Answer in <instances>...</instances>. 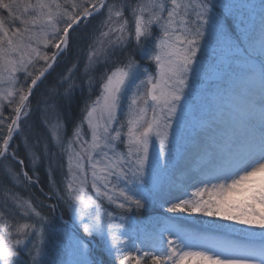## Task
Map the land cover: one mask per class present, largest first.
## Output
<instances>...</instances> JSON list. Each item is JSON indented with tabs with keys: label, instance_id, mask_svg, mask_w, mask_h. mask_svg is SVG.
<instances>
[{
	"label": "snow or ice",
	"instance_id": "obj_1",
	"mask_svg": "<svg viewBox=\"0 0 264 264\" xmlns=\"http://www.w3.org/2000/svg\"><path fill=\"white\" fill-rule=\"evenodd\" d=\"M80 41L81 82L77 59L40 91ZM85 88L68 135L60 104ZM189 116L205 168L165 219L216 218L235 238L130 227ZM45 163L37 204L18 189ZM0 264H264V0H0Z\"/></svg>",
	"mask_w": 264,
	"mask_h": 264
},
{
	"label": "rangeland",
	"instance_id": "obj_2",
	"mask_svg": "<svg viewBox=\"0 0 264 264\" xmlns=\"http://www.w3.org/2000/svg\"><path fill=\"white\" fill-rule=\"evenodd\" d=\"M61 2H63V0H61ZM254 2L258 3V0H254ZM96 24H98V23H96ZM92 27H93V25L89 26V31H91ZM79 34L80 35L83 34V26H82L81 32ZM80 43H83V44H80L79 48H74L75 50L73 49V53L71 55L61 59L58 66L56 67V70L54 72H52L51 76H49L50 79L58 80V78L60 76V73H59L60 70H58L57 68L60 66L64 67V65H66L64 68H66V71H67V69L72 66V63L76 62V60L78 59L79 64H80V69L77 72V77H78V82H81V80L79 78L81 76V73L83 72V65L87 59V42L86 41H80ZM150 46H151V42L149 43L148 47H150ZM136 59L141 64L142 68H146L149 72H153V73L155 72V65L152 62L147 61L146 58H142L139 51L136 54ZM98 75H99V73H97V76ZM50 79H48L45 82V85H47L46 84L47 82L54 81V80H50ZM55 82L56 81H54V83ZM86 96H87V89L85 88L84 98ZM30 99H32V98H30ZM35 107H36V105H35ZM4 113H5V115L11 114L9 112V109L7 108V106H5ZM40 118H41V113H40ZM79 118H80V110H79L78 115H77V120ZM199 119H201V117H200V114L198 113L197 114V120H199ZM204 119H207V117H204ZM194 123L195 122L193 121V118L191 116H189L188 117V124L186 125L185 129L183 130L182 135L179 137L178 143L176 141H174V153H173V156L170 158L167 167H163V166L151 167L148 170L146 189L150 190V192H151V195L149 196V198H150L149 206L152 208V210L154 212L158 210V212L160 214H158V216H157V214L151 215L150 217H147V219H141L139 221H136L134 219V216L128 215L130 218V227L131 228L141 230V231L142 230L152 231L154 228H156L157 224H159V229L168 228L170 231L179 230L181 232V234H188V235H194V236H198V237H202V238L221 239V240L222 239H232L238 235L236 233L230 232L227 227L219 228V229H210L209 222H211L212 224H217V225H221V224L229 225L231 228L239 227L238 225L231 224L230 222L221 221V220L216 219V218H208V217L196 215L193 217H189L190 220L185 218L186 220L183 223H177L175 221H166V219H165L166 217H169L172 214L167 213L165 211L167 204L165 201L162 202V200L160 198V194L164 190V187L167 184L168 178L171 176L170 174H171L172 169L175 167L176 161L180 158V156L189 147V141H190L191 137H193L197 133L198 129H200L198 124L195 127H193ZM70 124L71 125L69 128L71 130L67 129L68 135L71 134L72 127H73L74 123L70 122ZM12 147H16L15 141L12 143ZM21 151H22V149H21ZM195 159H197V158H195ZM200 165L203 166V170H204L205 163L200 164ZM196 181H194V182H196ZM191 182L187 187H189L191 185ZM179 185L180 184L178 183V186ZM182 185H183V183L181 184L180 188L182 187ZM180 188L178 189V191L181 193L183 191L180 190ZM89 191H90V189H89ZM91 194L93 195V198L96 199V194L95 193H91ZM101 202L104 203L103 201H101ZM103 206L106 208L107 206H110V205L104 203ZM49 211L51 212V209H49ZM58 213L60 214V209H57L56 215ZM185 217H187V216H185ZM185 222L189 223L192 226L194 224V226L197 227V230L195 231V230L191 229V227L189 225L186 226ZM148 225H149V227H147ZM164 234H165V236H168L167 232H165ZM93 239L95 240L96 238H93Z\"/></svg>",
	"mask_w": 264,
	"mask_h": 264
},
{
	"label": "trees",
	"instance_id": "obj_3",
	"mask_svg": "<svg viewBox=\"0 0 264 264\" xmlns=\"http://www.w3.org/2000/svg\"><path fill=\"white\" fill-rule=\"evenodd\" d=\"M99 19H102V17L98 18L95 21H92V23H99ZM76 35H79V34H76ZM80 44H83V43H79V46L78 47L74 46V48H79ZM132 47L133 46L129 47V51L132 50ZM135 59H136V52H135ZM65 66L66 65H64V67ZM64 67L60 66V67L57 68L58 70H60L59 71L60 74L66 72V68H64ZM48 79H50V78H48ZM50 80L56 81V79H50ZM54 81L47 82L46 83L47 85H43L41 87L40 91H43L44 88L47 87L48 85L53 84ZM39 95H40V93L37 92L36 97H32V107L34 109H33L32 118L29 121V123L33 124L37 128L40 127V113L41 112L36 110L35 105H36L37 98H39ZM84 95H85V90L83 91V93L80 90H77L76 98H75L74 102L72 103L71 107H69L64 102H61V104H60V111L62 112L63 119H64V121H65V123L67 125V129L68 130H71L69 128L70 125H71L70 122L74 123L77 120L78 112H79L80 108L83 105ZM40 130L42 131V128ZM13 148H15V147H13ZM21 155H23L22 151H21ZM28 171H29V174H31V169L30 168L28 169ZM56 179H57L58 182L60 181V175H59V171L58 170H57V173H56ZM39 181H40V183L37 186L23 187V188L18 189V191L25 197H31V199L34 202H36L37 204H39V202L41 200H43L45 202V204L50 203V201L45 200V198L40 194V188L41 187H43L45 191L48 190V171H47V164L46 163L43 166H41V168L39 169ZM146 210H147V212H149V210L146 209V208L142 209L140 211L134 210V212H136V214H139L141 212H145ZM43 211L47 212V213H50L49 208H47V207H45L43 209ZM64 214H65V218L67 219L69 217V214L67 213L66 210H64ZM105 259L107 260L108 258L105 257Z\"/></svg>",
	"mask_w": 264,
	"mask_h": 264
},
{
	"label": "bare ground",
	"instance_id": "obj_4",
	"mask_svg": "<svg viewBox=\"0 0 264 264\" xmlns=\"http://www.w3.org/2000/svg\"><path fill=\"white\" fill-rule=\"evenodd\" d=\"M203 135L204 133L201 132L200 129H198L197 133L193 137H191L189 141V147L176 161L175 167L171 171V176L168 178L167 184L160 194L162 202L172 200L175 196L180 195L182 192L180 193L178 189L180 188L182 183L183 185L180 190L183 191V189L186 188L191 181L192 185L194 181L201 178L203 166L200 164L205 163V157L196 151V149L193 147V144ZM178 183L180 184L179 186ZM185 218L190 220L189 217H184V221L186 220ZM185 225H189L191 229L195 231L197 230V227L194 226V224L192 226L189 223L185 222Z\"/></svg>",
	"mask_w": 264,
	"mask_h": 264
}]
</instances>
